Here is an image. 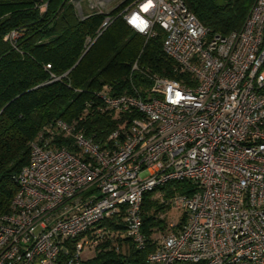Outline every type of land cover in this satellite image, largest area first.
<instances>
[{
	"label": "built area",
	"instance_id": "built-area-1",
	"mask_svg": "<svg viewBox=\"0 0 264 264\" xmlns=\"http://www.w3.org/2000/svg\"><path fill=\"white\" fill-rule=\"evenodd\" d=\"M120 14L146 38L155 26L164 31L162 48L181 77L149 75L146 97L101 94L115 120L104 141L78 121L56 120L31 144L14 176L13 210L0 215V264H87L83 251L95 250L102 222L119 215L144 249L149 193L181 216L145 264H264V0L225 35L211 33L183 0H135ZM111 22L106 16L97 33ZM177 181L190 192L172 187L166 198Z\"/></svg>",
	"mask_w": 264,
	"mask_h": 264
},
{
	"label": "trees",
	"instance_id": "trees-1",
	"mask_svg": "<svg viewBox=\"0 0 264 264\" xmlns=\"http://www.w3.org/2000/svg\"><path fill=\"white\" fill-rule=\"evenodd\" d=\"M131 1L135 0L121 1L108 13L83 12L81 17L72 0H0V215L13 210L14 176L28 163L31 144L46 137L56 120L78 121L77 127L95 142L104 141L115 120L104 109L101 94L138 92L146 97L149 75L181 77L162 48L160 27L146 38L122 19L120 12ZM183 1L211 33L222 35L241 27L253 3ZM106 16L112 22L98 34ZM13 30L21 36L5 39ZM135 62L139 70L132 71ZM172 187L190 192L186 182H172L165 186L166 198ZM150 195L146 194L142 210L146 247H134L119 215L102 222L105 237L87 264H145L147 254L156 248V228L165 226L156 216L163 206Z\"/></svg>",
	"mask_w": 264,
	"mask_h": 264
},
{
	"label": "rangeland",
	"instance_id": "rangeland-1",
	"mask_svg": "<svg viewBox=\"0 0 264 264\" xmlns=\"http://www.w3.org/2000/svg\"><path fill=\"white\" fill-rule=\"evenodd\" d=\"M72 1H73L74 5H75L77 11H78L79 7H77L78 6L77 5V1H79V0H72ZM92 1H94V0H81L80 1L79 4H81L80 8L82 10V13L83 12L84 13L98 12L101 9L100 7L91 8L89 6V3L92 2ZM121 1H124V0H105L104 3H103L101 11L104 12V13H108V12H110L112 10V8L114 6H116ZM42 9H44V7ZM150 197H151V200L154 201V203H155V200L152 199V197H153L152 194L150 195ZM156 203H157V201H156ZM150 213H153L152 209L150 210V212L148 214H150ZM156 215H157L158 219L163 220L165 222V226H164V228H160V227L156 228L157 232H156V241H155V243L157 242V239H158V237L161 234L166 233V225L169 222L178 221L180 219L181 211L176 210L174 208H170V207H163L162 209H160L158 211V213ZM94 256H95V250L94 249H85L83 251V254H82V258H83V260L85 262H87L88 260L92 259Z\"/></svg>",
	"mask_w": 264,
	"mask_h": 264
},
{
	"label": "water",
	"instance_id": "water-1",
	"mask_svg": "<svg viewBox=\"0 0 264 264\" xmlns=\"http://www.w3.org/2000/svg\"><path fill=\"white\" fill-rule=\"evenodd\" d=\"M33 1L39 2V1H42V0H33Z\"/></svg>",
	"mask_w": 264,
	"mask_h": 264
}]
</instances>
